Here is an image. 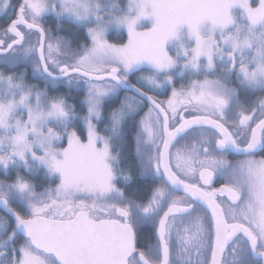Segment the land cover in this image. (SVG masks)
<instances>
[{
    "label": "snow or ice",
    "instance_id": "6c2138e0",
    "mask_svg": "<svg viewBox=\"0 0 264 264\" xmlns=\"http://www.w3.org/2000/svg\"><path fill=\"white\" fill-rule=\"evenodd\" d=\"M0 14V264H264V0Z\"/></svg>",
    "mask_w": 264,
    "mask_h": 264
},
{
    "label": "flooded vegetation",
    "instance_id": "af4514ba",
    "mask_svg": "<svg viewBox=\"0 0 264 264\" xmlns=\"http://www.w3.org/2000/svg\"><path fill=\"white\" fill-rule=\"evenodd\" d=\"M153 94V93H150V95ZM163 95L159 96V97H162ZM165 98H167V96H163ZM260 152L257 153V156H256V159H260L262 158L260 155ZM245 157L243 156H237V155H229L228 156V159L231 160V161H236V160H243ZM224 182L223 181V178H215L214 179V183H213V187H219L220 184ZM140 187V195L144 198V199H147L151 196L152 194V190L153 188L155 187V185H152L150 183H145L143 186H139ZM176 195H182V193H177ZM222 200H226V198H220ZM185 223H188V221H185ZM150 232H151V228L149 227L146 231H144L142 233V236H141V242L142 243H154V239L150 236ZM175 236V234H174ZM177 244H178V241L175 240L174 238V252L175 251H178V247H177Z\"/></svg>",
    "mask_w": 264,
    "mask_h": 264
},
{
    "label": "trees",
    "instance_id": "16d2710c",
    "mask_svg": "<svg viewBox=\"0 0 264 264\" xmlns=\"http://www.w3.org/2000/svg\"><path fill=\"white\" fill-rule=\"evenodd\" d=\"M126 34L124 33L123 34V37L120 38L119 35H113L110 33V40L114 43H121V42H126ZM131 94V93H129ZM124 93H121V96H123ZM257 95H260L259 93H257ZM261 157H264V152H260L259 154ZM4 178V173H3V170L0 169V179H3ZM13 207H16V205H13ZM19 210V209H18ZM3 215H6L5 212H3L2 210H0V216H3Z\"/></svg>",
    "mask_w": 264,
    "mask_h": 264
},
{
    "label": "rangeland",
    "instance_id": "374dc122",
    "mask_svg": "<svg viewBox=\"0 0 264 264\" xmlns=\"http://www.w3.org/2000/svg\"><path fill=\"white\" fill-rule=\"evenodd\" d=\"M0 16H2V14H0ZM126 34V33H125ZM126 38H127V36H126ZM127 40V39H126ZM111 41V40H110ZM112 42V41H111ZM114 43V42H113ZM133 80L135 79L134 77L132 78ZM185 81H180V83H184ZM177 87H179V84H177ZM170 95V94H169ZM158 99H160V100H166L167 98H165V97H157Z\"/></svg>",
    "mask_w": 264,
    "mask_h": 264
},
{
    "label": "water",
    "instance_id": "95a60500",
    "mask_svg": "<svg viewBox=\"0 0 264 264\" xmlns=\"http://www.w3.org/2000/svg\"><path fill=\"white\" fill-rule=\"evenodd\" d=\"M259 152V151H258ZM3 212H4V210L3 209H1Z\"/></svg>",
    "mask_w": 264,
    "mask_h": 264
}]
</instances>
